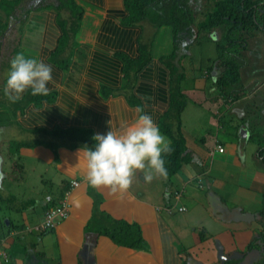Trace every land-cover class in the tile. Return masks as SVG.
I'll list each match as a JSON object with an SVG mask.
<instances>
[{
	"label": "crops",
	"instance_id": "0c3cea01",
	"mask_svg": "<svg viewBox=\"0 0 264 264\" xmlns=\"http://www.w3.org/2000/svg\"><path fill=\"white\" fill-rule=\"evenodd\" d=\"M20 1L0 0V89L11 58L22 51L52 66L55 84L49 85L51 91L47 96L55 95V99L50 102L42 96L37 105L32 101L35 96L25 93L20 101L11 103L0 91V137L7 128L23 129L27 137L32 136L27 142L16 141L23 145L7 153L15 167H20L19 171L28 176L24 190L14 184L15 178L8 182L9 189L18 186L21 193L0 194L5 200L16 198L12 207L6 201L0 207V249L11 259L10 263L0 259V264H28L27 255L35 252L57 264H219L220 251L225 259L236 250L246 251L255 239L258 224L248 228L239 216L261 209L257 201L264 196V160L246 143L252 123L245 120L236 124L231 119L235 115L246 118L247 106L240 100L246 101L249 93L233 90L229 99L218 91L214 111L211 110L215 106L209 108V113L197 105L184 107L178 124L172 116L166 119L172 81L161 55L155 56L156 49L161 52L164 47L171 48L169 36L157 37L160 40L156 41L155 33L165 34V28L158 30L147 23L125 25L128 13L124 0H72L81 11L79 23L73 28H68L66 19L60 17L58 0ZM259 1L255 11L264 21V0ZM9 3L14 6L10 7ZM255 31L264 34L261 30ZM65 33L69 35L66 39ZM259 39L263 50L264 37ZM150 43L151 62L137 75L127 76L125 59L136 60L140 45ZM251 48V45L245 46L243 55L251 56ZM175 61L181 67V82L186 83L184 66ZM213 66L201 69L203 75L192 76L191 88L200 92L194 96V102L209 99L208 77L215 83L220 74V68L213 70ZM181 82V93L186 96V86ZM257 88L264 91L263 84ZM137 108L153 118L171 144L170 137L162 131L164 123L171 124L174 135L180 131L187 161L173 175H157L151 182H145L143 174L137 172L131 187L123 193L91 187L85 179L82 153L78 155L80 147L72 148V143L40 131L51 132L60 127L103 134L108 131L110 120L113 126L120 120H134ZM263 110L264 105L260 108ZM203 123L207 128L205 135H202ZM240 128L247 129L244 137L239 134ZM255 128L254 134L264 136V126L263 130ZM4 140L0 139V156L5 144L10 143H7L9 139ZM208 140L214 142L212 149ZM52 144L58 146L53 149ZM218 146L223 152L218 151ZM253 156L261 160L262 167L252 165ZM73 181L77 185L71 187ZM22 192L26 199L22 200ZM62 196L66 197L68 216L47 232L49 236L36 233L33 243L29 235H9L12 227L40 223L44 212L54 206L52 199L57 204ZM31 200L34 202L26 203ZM227 204L231 213L227 212ZM16 207L23 210L16 211ZM181 208L184 210L180 211ZM111 219L138 226L143 247L120 246L96 232L95 223ZM240 232L248 233L249 240L239 239ZM232 237L237 239L234 243H230ZM255 245L260 247V264L264 245L257 240Z\"/></svg>",
	"mask_w": 264,
	"mask_h": 264
},
{
	"label": "trees",
	"instance_id": "16d2710c",
	"mask_svg": "<svg viewBox=\"0 0 264 264\" xmlns=\"http://www.w3.org/2000/svg\"><path fill=\"white\" fill-rule=\"evenodd\" d=\"M19 1L20 0H18V2ZM210 1L212 3V7H210L212 11L207 14V17H205V21L199 24L198 29L196 31H193L192 26L195 24V15L193 9L189 5L191 0H124V6L128 13L127 17L124 19L125 25L136 26L137 24L147 23L158 30L166 27H168L170 30L173 45L172 52L170 53V55L165 56L162 59L163 64L166 65L167 69L170 72L172 81L169 92L171 103L170 111L167 113L166 119L169 118V116H172L173 118L178 120V124L179 115L185 107V96L181 93L179 85L183 78V74L178 72V66L175 67V64L173 62L177 58L179 46L182 44L183 47L187 48L189 44L188 41L195 40V38H192L200 34L201 30L203 31V29L215 30L219 27H223L226 34V44L224 43L225 41H221V44L217 45L216 47L219 59L221 60V63H219L220 65H218V67L222 71L217 76L215 83L221 90L223 96L230 99L233 90H236L238 92L239 89H242V87L235 88L236 84L239 83L238 81L240 80L238 67L239 65L235 62V60L239 58L237 55H240L241 51L245 49L243 45L238 44L239 42L241 43V41H243V39L241 38L244 36L242 32L248 33L250 37L254 36L253 32L255 30H261L264 32V21H262L263 19L255 11V9L259 6V0ZM70 2L71 9L78 15V22L75 23V25H78L81 11H78L80 10L79 8L77 10V7L72 0ZM65 5H67V3L65 4V2L60 4V9L64 8ZM9 6H14V4L9 3ZM74 9L78 12H76ZM72 15L74 14L72 13ZM238 32H240L239 40L233 38V36H238ZM64 36L66 39V36L69 35L68 33H65ZM62 42H65V40H63ZM183 43H186V45ZM152 44L150 43V45L147 46L140 45L139 56L136 60L125 59L126 65L124 73L127 76H130L131 73L137 75L148 66V64L152 60ZM229 89L232 90L230 91ZM45 99L53 102L55 99V95L45 96ZM41 100L42 96L39 95L35 96L32 99V101L37 105L41 102ZM243 122H245V118L242 119V123ZM163 127L164 130L162 131L172 140V150L169 153L164 154L167 175L171 176L181 168L185 161H187V157L184 156L185 140L179 130L176 133L177 135H174V131H172V126L170 123H164ZM40 131L46 134L49 133L62 142L68 141L72 143V148L81 147L82 145L86 144L91 145L92 143L91 137L93 136V134L88 130H76L70 128L62 129L60 127H57L54 128L51 132H49L47 129H40ZM259 137L260 136H258L257 143L260 145V148L257 152L258 156L263 157L262 160H264V138H260L259 140ZM22 145L23 143L21 144L19 142H13V146L16 148ZM57 146L58 144H52L53 149H55ZM16 148L13 151H15ZM10 151L12 150L10 149ZM5 201L12 207L14 205V202L16 201V198L11 197V199L8 198L6 200L0 198V207ZM29 202L33 203L34 201H27L26 203ZM51 202L52 204H54V206L58 204H55L54 202H56V200L53 199ZM19 210L23 209H16V211ZM260 214H264V209H262ZM95 224L97 225L96 232L98 234L108 236L117 245L132 249H140L144 245L141 230L136 225H130L125 221L114 219L105 222L100 221L99 223ZM254 240L256 241L257 239L255 238ZM254 240L247 246L246 251L252 249V247H255ZM37 256L38 257H36V254H33L32 256L27 255L28 264H57L56 261L45 259L39 253L37 254ZM227 264H232V262H228ZM260 264H264V256Z\"/></svg>",
	"mask_w": 264,
	"mask_h": 264
},
{
	"label": "clouds",
	"instance_id": "9594fccd",
	"mask_svg": "<svg viewBox=\"0 0 264 264\" xmlns=\"http://www.w3.org/2000/svg\"><path fill=\"white\" fill-rule=\"evenodd\" d=\"M215 30L213 29V31ZM50 84H55L52 66L38 57L26 55L21 51L11 58L7 77L0 91L9 102L16 103L23 98L25 93H30L32 96H47L51 91ZM136 111L138 115L132 121L120 120L116 126L112 125V120L108 121L106 133H96L91 137V145L86 144L79 148L78 155L82 153L84 161L85 179L91 187H103L113 193H123L131 187L137 172L143 174L145 182H151L157 175L167 176L164 154L172 150L171 142L160 131L159 126L150 115L144 113L140 108H137ZM73 182L70 184L71 187L77 185V182L75 185ZM67 194L68 191L64 193L65 196ZM65 196H62L56 206L49 207L44 212L39 224L32 227L25 226V224L12 227L9 235L14 237L24 233L42 234L52 231L59 221L68 216ZM63 204H65L66 216L55 219L52 228H43L46 213L62 207ZM182 210L184 208L180 209V211ZM261 211L256 212V215L242 213L239 217L240 222L246 224L249 221L259 223L254 230V236L260 245H264V240H262L264 236H261L264 235V214H260ZM248 215L250 216L246 220L244 216ZM256 250H260V247L253 248V251ZM222 258L223 264L232 261L230 258L225 259L223 256ZM0 259L4 263L11 262L9 255L1 249Z\"/></svg>",
	"mask_w": 264,
	"mask_h": 264
},
{
	"label": "rangeland",
	"instance_id": "374dc122",
	"mask_svg": "<svg viewBox=\"0 0 264 264\" xmlns=\"http://www.w3.org/2000/svg\"><path fill=\"white\" fill-rule=\"evenodd\" d=\"M54 1V0H51ZM56 1V0H55ZM60 2V4H62L63 2H65V4L67 3V5H65V7L67 8L66 11L64 9H61L62 11H59L60 17H64V19H66L67 22V26L68 28H70L72 26V28L74 27L75 23L78 22V15L77 13H75L72 9H71V0H58ZM20 4H22V1H20ZM190 7L193 9L194 11V15H195V24L192 26V30L196 31L199 27V24L201 22L205 21V17H207V14H209V12L212 11V9L210 7H212V3L210 0H191V2L189 3ZM75 10V9H74ZM76 11V10H75ZM77 12V11H76ZM72 13L74 15H72ZM12 14V13H11ZM10 14V15H11ZM19 20H15V23H18ZM143 24V23H142ZM10 30V25L8 26V28ZM6 29V30H7ZM166 32L165 34H162L159 32L155 33L156 38L157 37H162L163 38H167L169 36V39H172V35L170 33V30L168 27L165 28ZM146 30V29H145ZM163 30V29H162ZM208 30V31H207ZM203 29V31L201 30L200 34H198L197 36H194L192 39L195 38V40L192 41H188V47L185 48L182 46V44L179 47V50L177 52V61L179 63H182L184 66V70L186 73V83L181 82V85H185L186 86V96H185V107L189 106H201L203 108H205L207 111V113H209V108H213L215 106V102L217 101V97H219V92H221V90L219 89V87L216 85V83H212L213 79L212 77H208V86H207V94L209 96V99H203V100H198L197 102H194V96L197 95V91H193V88H191V83H192V76L193 75H200L202 73L204 67H211L212 64H214L213 66V70L214 67H218L217 65H220L219 63H221L219 56H218V52H217V45L221 44L220 42H224L226 44V39H225V31L223 29V27H219L216 30V33L213 32L212 29ZM254 37L251 39L250 36L248 35V33L242 32V34L244 35L243 37H241L243 39V41H241V43L239 42L238 44L245 46H250L251 45V49L253 52H251V56L247 53L245 55H243V51H241L240 55H237L239 58H237L235 60V62L239 65V83L236 84L235 88H243V89H239L238 92L242 91V92H246L249 93L247 94V99L246 101L241 99L240 101L245 103V106H247V116L245 118V120H248L249 123L252 125H250L251 127V138L247 140V145L251 144V148L254 147V149L256 150V152L259 150V144L257 143L258 141V137L256 138V136H258V133H255L257 135L254 134L255 132V127H260V130H263V126H264V122L261 123V120L264 121V110L260 111V108L264 105V91L259 88H257L260 84L264 85V49L262 50V46L259 45V41H260V37L261 39L264 37V34H259L257 31H254ZM239 35L240 32H238V36H233V38H236L239 40ZM146 39L148 38V34L145 35ZM171 37V38H170ZM254 38L257 39L254 40ZM160 40L159 38L156 39ZM254 40V41H253ZM214 42L213 46H210V44ZM251 42V43H250ZM187 43V42H186ZM186 43H183L186 45ZM210 46V47H209ZM216 46V47H215ZM237 46V44H236ZM173 45L171 42V48L168 49L167 47H164V49L160 52V51H155V56H157V54L162 58H164L165 56L170 55V53L172 52ZM263 52V54H262ZM174 62V61H173ZM176 62V61H175ZM175 67H177V63H174ZM6 66V65H5ZM8 66V65H7ZM178 68V72L181 71V67H177ZM200 69V71H198ZM210 70V69H209ZM217 70V69H216ZM6 71V70H5ZM222 70L220 69V72ZM7 72V71H6ZM183 72V70H182ZM181 73V72H180ZM212 74V71H211ZM214 85V86H213ZM216 86V87H215ZM257 88V89H256ZM254 90V91H253ZM219 91V92H218ZM200 95V94H199ZM216 95V96H214ZM214 96V97H213ZM223 96V95H222ZM224 97V96H223ZM224 101V99H222ZM219 102L221 100H218ZM222 107H224L223 102L221 101ZM219 104V105H220ZM218 105V106H219ZM217 106V104H216ZM216 106L211 110L214 111V109H216ZM253 112V113H251ZM232 113V112H231ZM230 112H227V114H231ZM256 114V115H255ZM256 117V118H255ZM235 119H231L232 121H236V124H241L242 123V119H240L241 117L239 116H234ZM261 119V120H260ZM241 120V121H240ZM254 121V122H253ZM202 122H206L205 120H203ZM257 122V124H256ZM235 123V122H232ZM253 123L255 124V126H253ZM259 124V125H258ZM203 129L205 130L202 135L207 134V128L205 126V124H201ZM259 129V128H258ZM32 136L27 137L26 132L21 129H14V128H7L4 129L2 132V137H0L1 140L4 139H9L7 140V143L9 144H5L4 148H2V156H0V194L1 195H9V193H19V188L18 186H14L13 189H9V184L8 182L10 180H13L14 184L16 185H20L22 186V188L20 190H24V185L26 184V180H27V176L26 174H24V172H20L19 168L17 165L15 167L14 163L11 162L10 157L8 156V151L11 149L12 151L16 148L13 146V142L15 141H24L27 142V139H31ZM260 138H264V136H260ZM209 139V138H208ZM44 140H48V138H44ZM5 141V140H4ZM17 143V142H16ZM214 142H212L211 140L207 141V144L209 145V147L212 149L213 148V144ZM245 147V146H244ZM242 147V148H244ZM263 149V146H262ZM14 152V151H13ZM2 158L4 159V162H2ZM251 163L254 166L255 165H259L261 166L262 162L259 163L257 156H253L252 157ZM262 167V166H261ZM1 169H3L4 173L1 171ZM212 172V171H211ZM7 176V177H6ZM31 179V177H30ZM11 186V187H12ZM21 193V192H20ZM0 195V198H2ZM6 195V196H7ZM21 198L26 199L27 196L25 195V192L21 194ZM259 201H257L258 205H261V208L264 206V199L262 197H259ZM258 200V199H257ZM255 203V204H257ZM254 204V205H255ZM227 207V212H232L230 205L227 204L225 205ZM264 209V207L262 208ZM260 209V211L262 210ZM219 215L220 210L216 211ZM256 213V212H255ZM255 213H250L251 215H254ZM256 215V214H255ZM59 221V220H58ZM39 224V222L37 223ZM259 224V223H256ZM254 228L253 222L249 221L248 222V228ZM250 230V229H249ZM36 233H24V236H28L29 237H33V239L36 240L37 235H35ZM235 235V234H234ZM45 236H49L48 233ZM236 237V236H235ZM230 238V243H234L235 240H237L236 238ZM237 237L239 239H242V241H248L249 240V234L245 233V232H240L238 233ZM245 237V238H244ZM252 238V237H251ZM250 238V240H251ZM35 240H33V243L35 242ZM264 240V239H262ZM263 243V241H261ZM258 251V250H256ZM32 252V251H31ZM27 253L29 254L30 251L27 250ZM36 257L38 252H35ZM263 255V254H262ZM264 256V255H263ZM259 258V251L255 252L253 251V249L251 251L248 252H243L242 250H236L232 253L230 259L232 260V263L235 264H259L258 260ZM36 260V259H35ZM229 262V261H228ZM227 262V263H228ZM226 263V264H227Z\"/></svg>",
	"mask_w": 264,
	"mask_h": 264
},
{
	"label": "built area",
	"instance_id": "2783aa9c",
	"mask_svg": "<svg viewBox=\"0 0 264 264\" xmlns=\"http://www.w3.org/2000/svg\"><path fill=\"white\" fill-rule=\"evenodd\" d=\"M218 151L223 152V148L221 146H218ZM73 184L75 185L76 183L73 182ZM65 211H66L65 204H63L62 207H58L56 209H52L48 211L45 215V219L43 222V228L45 229L52 228L54 226L55 219L64 218L66 216Z\"/></svg>",
	"mask_w": 264,
	"mask_h": 264
},
{
	"label": "water",
	"instance_id": "95a60500",
	"mask_svg": "<svg viewBox=\"0 0 264 264\" xmlns=\"http://www.w3.org/2000/svg\"><path fill=\"white\" fill-rule=\"evenodd\" d=\"M239 134H240L241 137H244V136L247 134V129H245V128H240V129H239ZM249 216H250V215H248V216H244V218L247 220V219L249 218ZM221 253H222V252L220 251V254H219V255H220V258H219V259H220V263H219V264H223V261H222L223 258H222V256H221V255H222Z\"/></svg>",
	"mask_w": 264,
	"mask_h": 264
}]
</instances>
